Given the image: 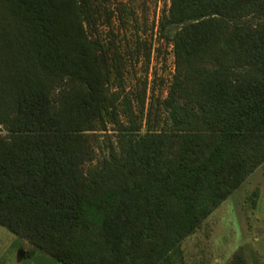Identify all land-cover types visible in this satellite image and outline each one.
Returning a JSON list of instances; mask_svg holds the SVG:
<instances>
[{
  "label": "trees",
  "instance_id": "trees-1",
  "mask_svg": "<svg viewBox=\"0 0 264 264\" xmlns=\"http://www.w3.org/2000/svg\"><path fill=\"white\" fill-rule=\"evenodd\" d=\"M168 1L143 130L113 28L133 5L0 0V225L63 264H174L264 162V0Z\"/></svg>",
  "mask_w": 264,
  "mask_h": 264
},
{
  "label": "rangeland",
  "instance_id": "rangeland-1",
  "mask_svg": "<svg viewBox=\"0 0 264 264\" xmlns=\"http://www.w3.org/2000/svg\"><path fill=\"white\" fill-rule=\"evenodd\" d=\"M123 1L134 6V19L122 25L114 18L113 28L120 46L134 50L127 62L125 86L132 91L134 103L135 93L145 88V108L141 116L144 130L148 101L152 96L166 94L174 71L172 45L158 31L159 19L169 1ZM106 31L104 28L103 32ZM137 45L138 52L135 51ZM147 47L149 59L143 53ZM238 247L243 248L248 264H264V162L182 241V257L174 264H229ZM0 264L63 263L0 225Z\"/></svg>",
  "mask_w": 264,
  "mask_h": 264
}]
</instances>
